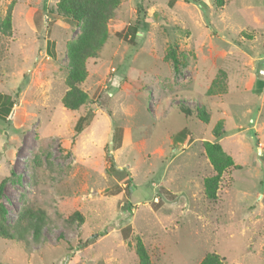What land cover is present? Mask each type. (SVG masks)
Returning <instances> with one entry per match:
<instances>
[{
    "label": "rangeland",
    "instance_id": "obj_1",
    "mask_svg": "<svg viewBox=\"0 0 264 264\" xmlns=\"http://www.w3.org/2000/svg\"><path fill=\"white\" fill-rule=\"evenodd\" d=\"M58 1L0 0L3 224L35 226L0 264H138L137 239L151 264H264V0H119L76 110ZM207 142L233 162L214 198Z\"/></svg>",
    "mask_w": 264,
    "mask_h": 264
},
{
    "label": "trees",
    "instance_id": "obj_2",
    "mask_svg": "<svg viewBox=\"0 0 264 264\" xmlns=\"http://www.w3.org/2000/svg\"><path fill=\"white\" fill-rule=\"evenodd\" d=\"M119 0H59L56 4L58 14L73 19L80 27L78 40L71 44L67 50L68 74L66 77L67 91L62 97L64 107L69 110L78 109L85 101L86 94L81 90L79 84L84 80L86 75L85 62L93 56L96 51L101 48L103 42L107 38V24L111 19L114 10L118 7ZM221 4V0L218 1ZM141 10V7H138ZM129 37L135 36L137 33L135 28H131ZM171 58L177 62L175 54L171 53ZM15 103L14 98L8 95L0 94V113L7 115L12 105ZM187 113L190 110H185ZM85 117H80L76 123V131L82 130V124ZM207 157L212 165L214 174L204 179L205 193L209 198L215 197L218 181L222 173L233 165L232 158L227 155L218 142H207L205 146ZM0 183V195L3 183ZM78 217L80 214L75 213ZM12 227V230L5 227L3 221L6 219V210L0 203V235L9 239H21L24 233L33 229L35 226L22 220ZM23 224H19L21 223ZM136 253L138 256V264H151L148 254L137 239ZM199 264H222L219 256L215 253L206 254Z\"/></svg>",
    "mask_w": 264,
    "mask_h": 264
}]
</instances>
